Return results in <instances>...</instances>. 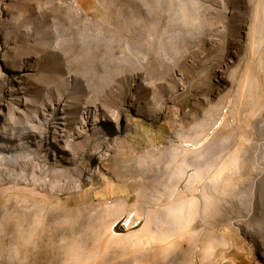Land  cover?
I'll list each match as a JSON object with an SVG mask.
<instances>
[{
	"label": "rangeland",
	"instance_id": "rangeland-1",
	"mask_svg": "<svg viewBox=\"0 0 264 264\" xmlns=\"http://www.w3.org/2000/svg\"><path fill=\"white\" fill-rule=\"evenodd\" d=\"M0 264H264V0H0Z\"/></svg>",
	"mask_w": 264,
	"mask_h": 264
},
{
	"label": "crops",
	"instance_id": "crops-1",
	"mask_svg": "<svg viewBox=\"0 0 264 264\" xmlns=\"http://www.w3.org/2000/svg\"><path fill=\"white\" fill-rule=\"evenodd\" d=\"M130 208H127V215L130 216L129 219H132V217H135L136 218V213ZM132 214V215H131Z\"/></svg>",
	"mask_w": 264,
	"mask_h": 264
},
{
	"label": "built area",
	"instance_id": "built-area-1",
	"mask_svg": "<svg viewBox=\"0 0 264 264\" xmlns=\"http://www.w3.org/2000/svg\"><path fill=\"white\" fill-rule=\"evenodd\" d=\"M127 225H128V221H127Z\"/></svg>",
	"mask_w": 264,
	"mask_h": 264
}]
</instances>
